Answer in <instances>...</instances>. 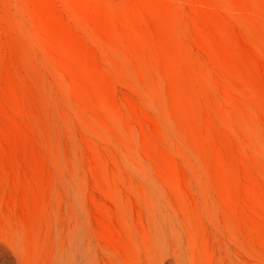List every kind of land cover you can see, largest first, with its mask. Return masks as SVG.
Here are the masks:
<instances>
[{"label": "rangeland", "instance_id": "374dc122", "mask_svg": "<svg viewBox=\"0 0 264 264\" xmlns=\"http://www.w3.org/2000/svg\"><path fill=\"white\" fill-rule=\"evenodd\" d=\"M0 264H264V0H0Z\"/></svg>", "mask_w": 264, "mask_h": 264}]
</instances>
